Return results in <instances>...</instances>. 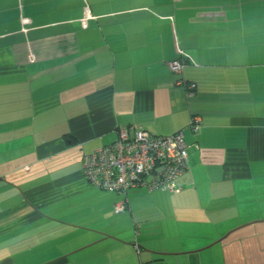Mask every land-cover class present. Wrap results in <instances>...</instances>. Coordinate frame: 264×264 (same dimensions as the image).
Here are the masks:
<instances>
[{
	"label": "crops",
	"instance_id": "obj_1",
	"mask_svg": "<svg viewBox=\"0 0 264 264\" xmlns=\"http://www.w3.org/2000/svg\"><path fill=\"white\" fill-rule=\"evenodd\" d=\"M133 125L182 129L189 168L116 213L82 157ZM16 260L264 264V0H0V264Z\"/></svg>",
	"mask_w": 264,
	"mask_h": 264
},
{
	"label": "built area",
	"instance_id": "obj_2",
	"mask_svg": "<svg viewBox=\"0 0 264 264\" xmlns=\"http://www.w3.org/2000/svg\"><path fill=\"white\" fill-rule=\"evenodd\" d=\"M169 65L173 72L180 73L185 61L179 59ZM178 84L185 85L188 98L194 96V83L180 80ZM189 127L198 132L199 117H193ZM117 134L113 143L82 157L83 172L92 186L124 197L114 205L116 213L127 209L129 202L125 196L130 188L146 185L150 190H182L178 180L189 168L188 146L182 129L159 136L152 135L142 125H133L118 129Z\"/></svg>",
	"mask_w": 264,
	"mask_h": 264
},
{
	"label": "rangeland",
	"instance_id": "obj_3",
	"mask_svg": "<svg viewBox=\"0 0 264 264\" xmlns=\"http://www.w3.org/2000/svg\"><path fill=\"white\" fill-rule=\"evenodd\" d=\"M181 85H184V84H181ZM185 86V85H184ZM186 88V87H185ZM196 90V89H195ZM185 93H186V91H185ZM36 260V259H35ZM12 264H24V262H22V261H19V260H16V261H14Z\"/></svg>",
	"mask_w": 264,
	"mask_h": 264
},
{
	"label": "trees",
	"instance_id": "obj_4",
	"mask_svg": "<svg viewBox=\"0 0 264 264\" xmlns=\"http://www.w3.org/2000/svg\"><path fill=\"white\" fill-rule=\"evenodd\" d=\"M183 175H184V174H183ZM183 175H182V176H183ZM179 179H180V178H179ZM178 181H179V180H178ZM179 183H180V182H179ZM182 189H183V187H182ZM154 190H160V191H165V192H169V191H166V190H162V189H154ZM180 191H181V190H180ZM180 191H179V192H180ZM169 193H170V192H169ZM172 193H177V192H172Z\"/></svg>",
	"mask_w": 264,
	"mask_h": 264
}]
</instances>
